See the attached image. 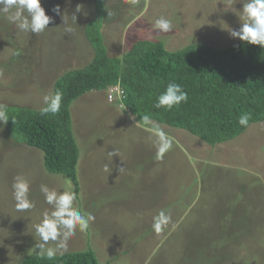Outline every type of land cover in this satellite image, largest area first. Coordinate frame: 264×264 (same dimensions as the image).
<instances>
[{"label":"rangeland","instance_id":"rangeland-1","mask_svg":"<svg viewBox=\"0 0 264 264\" xmlns=\"http://www.w3.org/2000/svg\"><path fill=\"white\" fill-rule=\"evenodd\" d=\"M245 2L102 0V37L116 57L137 40L160 41L170 51L191 44L226 48L241 42L228 30L241 27ZM40 3L53 17L40 34L21 32L0 13V105L40 109L56 79L92 56L83 29L94 16L93 0ZM55 5L59 15L51 11ZM160 17L172 22L170 32L154 27ZM108 101L105 91H92L71 104L79 150L74 206L95 220L86 232L77 229L62 254L91 249L98 264H264V122L214 146L158 124L172 142L161 157L151 126L139 123L122 101ZM5 130L0 123V264H21L40 254L35 225L53 210L41 185L58 192L69 186L65 176L45 171L39 150L10 139ZM17 176L29 181L35 203L30 211L15 208ZM160 211L171 222L157 233L153 220Z\"/></svg>","mask_w":264,"mask_h":264},{"label":"trees","instance_id":"trees-1","mask_svg":"<svg viewBox=\"0 0 264 264\" xmlns=\"http://www.w3.org/2000/svg\"><path fill=\"white\" fill-rule=\"evenodd\" d=\"M94 16L83 29L91 58L68 69L52 84L63 93L60 112L41 115V109L7 106L6 136L43 154L46 172L71 180L78 196L76 167L79 150L72 132L71 104L88 92L122 91L124 107L136 120L149 115L157 124L178 128L214 146L240 136L250 125L264 122V48L240 42L226 48L191 44L167 50L160 41L137 40L121 56H110L102 37V0H93ZM129 23V22H128ZM125 23V26L126 24ZM104 32V30H103ZM169 82L188 93L178 108H155ZM117 91L112 95H116ZM251 113L247 127L238 123ZM21 264H98L91 249L56 255H28Z\"/></svg>","mask_w":264,"mask_h":264},{"label":"clouds","instance_id":"clouds-1","mask_svg":"<svg viewBox=\"0 0 264 264\" xmlns=\"http://www.w3.org/2000/svg\"><path fill=\"white\" fill-rule=\"evenodd\" d=\"M80 10V7H77L76 11L80 12ZM51 11L57 15L61 12L59 5L53 6ZM0 13L6 14L9 22L15 24L24 33H43L53 20V17L45 14L40 0H0ZM239 13L243 23L238 30L229 29L230 36L249 45L264 48V0H246ZM72 18L75 21V16H72ZM154 27L161 33H168L172 30V22L169 19L160 17L156 19ZM65 31H73V28L68 26L66 22ZM12 55H18V52L12 51ZM62 99L63 93L60 90L44 95V107L41 109V115L58 114ZM187 100L188 93L184 91L181 85L169 82L164 92L158 96L154 107L158 109L165 108L170 111L173 108H178L182 103H186ZM250 119L251 113L242 112L238 123L242 127H247ZM8 121L6 106L0 105V123L4 124ZM139 123L144 126H151L149 131L157 137L155 144L159 156L162 157L172 147L171 139L167 137L158 124L151 120L149 115H143ZM109 155L113 156L115 153L110 152ZM105 170H108L107 166ZM120 171H123V168ZM64 182L69 188L62 192L50 189L47 185H41L40 187L45 203L52 206L53 210L50 213L45 211L40 223L35 225V233L39 237V242H36L35 248H38L39 253L46 255L48 259L54 258L58 252L62 254L67 251L68 241L76 234L77 229L80 232H86L95 220L91 213L82 212L74 206L77 193L71 189L70 179L64 178ZM12 188L15 208L18 211H30L35 208V203L29 198L30 184L25 177H15ZM170 222V215L165 211H160L154 217L153 229L155 232L161 233ZM50 241L55 242V247L49 246Z\"/></svg>","mask_w":264,"mask_h":264},{"label":"built area","instance_id":"built-area-1","mask_svg":"<svg viewBox=\"0 0 264 264\" xmlns=\"http://www.w3.org/2000/svg\"><path fill=\"white\" fill-rule=\"evenodd\" d=\"M117 91V94L114 96L112 95L113 92ZM107 97H108V100L111 101L112 100H119V101H122V98H123V94H122V91H120L119 89L117 88H111L109 90V93L107 94ZM108 101V102H109Z\"/></svg>","mask_w":264,"mask_h":264}]
</instances>
